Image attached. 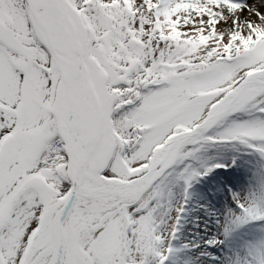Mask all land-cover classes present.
Returning a JSON list of instances; mask_svg holds the SVG:
<instances>
[{"label": "snow or ice", "instance_id": "obj_1", "mask_svg": "<svg viewBox=\"0 0 264 264\" xmlns=\"http://www.w3.org/2000/svg\"><path fill=\"white\" fill-rule=\"evenodd\" d=\"M0 264H264V0H0Z\"/></svg>", "mask_w": 264, "mask_h": 264}]
</instances>
